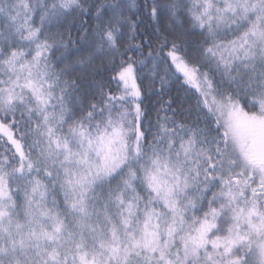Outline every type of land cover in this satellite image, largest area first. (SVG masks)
Listing matches in <instances>:
<instances>
[{
	"label": "snow or ice",
	"instance_id": "obj_1",
	"mask_svg": "<svg viewBox=\"0 0 264 264\" xmlns=\"http://www.w3.org/2000/svg\"><path fill=\"white\" fill-rule=\"evenodd\" d=\"M0 264H264V0H0Z\"/></svg>",
	"mask_w": 264,
	"mask_h": 264
},
{
	"label": "trees",
	"instance_id": "obj_2",
	"mask_svg": "<svg viewBox=\"0 0 264 264\" xmlns=\"http://www.w3.org/2000/svg\"><path fill=\"white\" fill-rule=\"evenodd\" d=\"M141 4L144 3V0H139ZM143 23L141 24L140 28L138 29L139 32H145L147 31L149 34L152 32V24L151 22L146 18L143 17ZM73 36H75V30L73 31ZM145 86H147V81L145 82ZM113 88H115V85H112ZM156 89L159 90V83L156 84ZM179 95L182 97L183 93H179ZM168 96L177 97L178 96V90L177 86L175 84L171 85L164 97L166 100ZM146 105L148 106L149 112L152 116V119L155 120L156 115V109H158V101L155 96H149L146 101Z\"/></svg>",
	"mask_w": 264,
	"mask_h": 264
}]
</instances>
